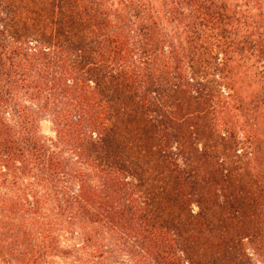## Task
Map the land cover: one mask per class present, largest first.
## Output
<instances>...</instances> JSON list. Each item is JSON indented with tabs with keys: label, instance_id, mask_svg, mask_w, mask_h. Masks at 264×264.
<instances>
[{
	"label": "trees",
	"instance_id": "trees-1",
	"mask_svg": "<svg viewBox=\"0 0 264 264\" xmlns=\"http://www.w3.org/2000/svg\"><path fill=\"white\" fill-rule=\"evenodd\" d=\"M244 17L222 0H0V264H264L263 189L214 152L227 124L197 147L209 126L174 120L178 93L203 123L247 101L227 65L264 56V33Z\"/></svg>",
	"mask_w": 264,
	"mask_h": 264
},
{
	"label": "rangeland",
	"instance_id": "rangeland-1",
	"mask_svg": "<svg viewBox=\"0 0 264 264\" xmlns=\"http://www.w3.org/2000/svg\"><path fill=\"white\" fill-rule=\"evenodd\" d=\"M229 4L230 10H235L239 15H244L247 21V27L243 30L244 35L249 40H262L260 37L264 20V0H222ZM247 15V17H246ZM231 56V55H229ZM233 60L227 65V75L230 80L239 81L240 93L242 99L248 98L244 103L240 100V108L235 109L230 114L226 113L222 116L221 112L211 114L210 121L203 123V116L198 118L203 112L202 109L197 108L184 93L176 95V103H180V111L177 115L174 114V120L177 122L186 119L188 122H198V124H207L209 128H204L202 135L205 133L207 136H202L201 132L198 140H193L194 145L199 147L200 143L206 141L210 144H216V134H210V127H219L220 123H226L225 140L220 141L214 149L218 150V157L220 159L227 158L228 160L238 159L241 162L242 175L252 173L250 178L251 184L257 181L259 188L263 189L261 195L264 199V56L250 51H243L239 55L232 53ZM248 67L249 74L245 76L242 74V68ZM244 72V71H243ZM245 73V72H244ZM226 94V92H223ZM239 103V102H238ZM180 118L179 121L177 118ZM41 131L43 134L54 137L52 124L48 120L41 122ZM212 149H210L211 152ZM238 156V157H237ZM213 160V158H211ZM210 162V160H208ZM211 164V163H210ZM212 167V164L208 168ZM245 170V171H244ZM254 221H258L257 216H253ZM264 221V220H263ZM264 225V222H263ZM262 228V224L259 225ZM3 264V263H2ZM17 264V263H16Z\"/></svg>",
	"mask_w": 264,
	"mask_h": 264
}]
</instances>
